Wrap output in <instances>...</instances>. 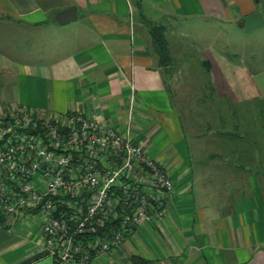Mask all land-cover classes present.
<instances>
[{
    "label": "crops",
    "instance_id": "1",
    "mask_svg": "<svg viewBox=\"0 0 264 264\" xmlns=\"http://www.w3.org/2000/svg\"><path fill=\"white\" fill-rule=\"evenodd\" d=\"M68 8L77 18L60 25L55 16ZM255 12L264 20V0H0V120L21 109L45 117L79 111L125 132L133 109L135 143L174 182L162 217L91 264H264V117L252 124L234 112L226 134L207 139L200 126L216 123L197 118L194 169L186 115L169 86L171 77L187 94L185 63L197 44L198 86L208 76L210 94L244 87L264 104V67H235L201 40L204 31L189 40L194 27L213 37L221 27L245 32ZM152 25L166 27L170 66H159ZM40 229L37 215H0V264H54Z\"/></svg>",
    "mask_w": 264,
    "mask_h": 264
},
{
    "label": "built area",
    "instance_id": "2",
    "mask_svg": "<svg viewBox=\"0 0 264 264\" xmlns=\"http://www.w3.org/2000/svg\"><path fill=\"white\" fill-rule=\"evenodd\" d=\"M79 111L0 120V215H37L54 264H91L154 217L174 182L132 135Z\"/></svg>",
    "mask_w": 264,
    "mask_h": 264
},
{
    "label": "rangeland",
    "instance_id": "3",
    "mask_svg": "<svg viewBox=\"0 0 264 264\" xmlns=\"http://www.w3.org/2000/svg\"><path fill=\"white\" fill-rule=\"evenodd\" d=\"M195 32L194 37L190 35L191 41L195 44L199 38V33L204 31L206 38L201 39L204 43H209L213 41L214 46H210L211 49H221L226 52V57L229 54L230 62L234 63L235 67L242 68L246 64L252 71H256L264 67V29H257V31L251 33H245L242 29L237 27L234 28H220L218 35L213 37L209 29L202 30L199 27L191 28ZM193 35V34H192ZM215 35V34H214ZM213 37V39H212ZM193 39V40H192ZM197 44L195 46L189 45L187 60L185 63L188 67L185 69L186 82L187 84L183 87L187 94H182L180 92V87L178 84L169 78V86L173 91V97L179 108H181L183 114H185V132L188 137L189 145L191 146V151L193 152V168L195 169L196 160V122L203 118V122L213 121L216 125L212 126L209 130V125L200 126V134L203 139L210 138V133H218L219 136H224L226 134L230 125L227 126L228 116H235L241 112H244L246 118L250 119L252 124L260 121L264 117V104L261 102V98L258 94L252 93L246 88L242 87L239 90L235 88L228 87L227 91H235L236 93H227L224 96H218L219 94H210L211 90L214 91V85L210 83L209 77L206 76L204 85L198 86L196 84L198 79H201L195 70H201L197 65ZM221 52V51H220ZM181 63V62H180ZM177 66V63L175 64ZM198 68V69H197ZM204 79V78H202ZM177 84V85H176ZM245 86V85H244ZM194 91V92H193ZM183 98L182 100H180ZM179 100V101H178ZM202 114L205 116H202ZM199 115L200 117H197ZM262 120V119H261ZM208 127V128H207ZM196 129V130H195ZM222 133V134H221ZM222 139V138H221Z\"/></svg>",
    "mask_w": 264,
    "mask_h": 264
},
{
    "label": "trees",
    "instance_id": "4",
    "mask_svg": "<svg viewBox=\"0 0 264 264\" xmlns=\"http://www.w3.org/2000/svg\"><path fill=\"white\" fill-rule=\"evenodd\" d=\"M150 36L158 56L159 66L167 67L173 64V58L170 55V48L166 37V27L164 25H152L150 27ZM206 70L209 71L208 66ZM264 110V108H263Z\"/></svg>",
    "mask_w": 264,
    "mask_h": 264
},
{
    "label": "water",
    "instance_id": "5",
    "mask_svg": "<svg viewBox=\"0 0 264 264\" xmlns=\"http://www.w3.org/2000/svg\"><path fill=\"white\" fill-rule=\"evenodd\" d=\"M76 18H77V14L74 8H68L62 10L58 12L57 15L55 16L56 21L60 25H67L75 21ZM263 25H264V20L262 16L259 13L255 12L246 16L244 21V30L247 33H251L253 30Z\"/></svg>",
    "mask_w": 264,
    "mask_h": 264
}]
</instances>
